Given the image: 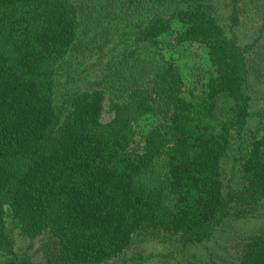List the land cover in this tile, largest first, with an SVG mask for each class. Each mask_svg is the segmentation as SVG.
I'll return each instance as SVG.
<instances>
[{"label":"trees","instance_id":"obj_1","mask_svg":"<svg viewBox=\"0 0 264 264\" xmlns=\"http://www.w3.org/2000/svg\"><path fill=\"white\" fill-rule=\"evenodd\" d=\"M118 1L140 12L136 43L158 47L164 35L197 43L211 73L201 90L185 93L180 64L161 56L120 96L94 86L75 92L59 112L56 68L75 43L77 5L0 0V251L8 264H123L109 260L139 230L201 243L264 200V108L242 158L245 182L225 189L222 175L233 132L244 131L251 113L249 55L264 36V0L260 33L248 42L239 30L252 0H226L225 24L215 0ZM222 95L232 104L214 128ZM106 96L110 117L103 120ZM147 115L158 120L141 131ZM7 209L26 237L49 231L57 250L42 262L17 254ZM238 264H264V230L245 241Z\"/></svg>","mask_w":264,"mask_h":264},{"label":"rangeland","instance_id":"obj_2","mask_svg":"<svg viewBox=\"0 0 264 264\" xmlns=\"http://www.w3.org/2000/svg\"><path fill=\"white\" fill-rule=\"evenodd\" d=\"M78 8L79 26L76 40L69 53L56 68L54 105L64 111L71 96L80 90L94 86L103 87L110 96H120L147 67L164 58L176 60L182 69L185 93L189 89L201 90L208 79L211 66L205 48L197 43L177 44L164 35L158 47L136 43L134 34L140 12L125 8L118 0H73ZM217 15L222 24L227 21L226 0H215ZM248 16L239 30L242 42L251 41L259 31L261 1L252 0ZM139 10L142 12L141 8ZM177 26V25H176ZM178 28V27H176ZM260 33V32H259ZM249 55L251 63L250 93L252 96L248 124L241 134L233 132L227 154L222 161L225 189L238 188L244 182L241 171L242 158L249 149V141L260 125L259 111L264 108V36ZM106 96L102 119L110 117ZM231 99L220 97L214 118V128L227 116ZM153 115L141 119L138 129L147 130L157 122ZM259 133H262L260 131ZM258 133V134H259ZM6 225L14 242L15 252L26 254L36 262L57 250L56 240L49 231L28 238L20 230L17 221L6 210ZM264 230V200L257 211L248 215L230 216L214 235L201 243H184L178 233L163 230H139L132 235L130 245L109 262L123 264H164L188 259L203 264H238L245 241ZM8 255L0 251V264H8Z\"/></svg>","mask_w":264,"mask_h":264}]
</instances>
